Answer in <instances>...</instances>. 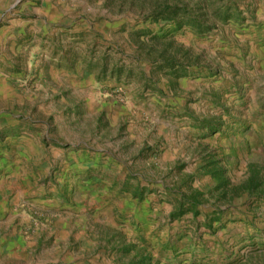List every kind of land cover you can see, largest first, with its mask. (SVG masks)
<instances>
[{
  "label": "rangeland",
  "instance_id": "rangeland-1",
  "mask_svg": "<svg viewBox=\"0 0 264 264\" xmlns=\"http://www.w3.org/2000/svg\"><path fill=\"white\" fill-rule=\"evenodd\" d=\"M0 264H264V0H0Z\"/></svg>",
  "mask_w": 264,
  "mask_h": 264
}]
</instances>
